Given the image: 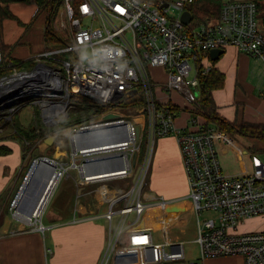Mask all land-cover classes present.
<instances>
[{"label":"built area","instance_id":"obj_1","mask_svg":"<svg viewBox=\"0 0 264 264\" xmlns=\"http://www.w3.org/2000/svg\"><path fill=\"white\" fill-rule=\"evenodd\" d=\"M61 1L65 15V21L59 23L65 29L63 45L56 49L44 48L31 56L29 59L34 64L30 69L13 68L10 74L1 76L0 89L12 77L22 74L26 78L30 73L31 80L35 77L34 80L47 86L44 93L39 92L34 96L39 97L31 98L30 102L38 104L43 120L49 123L56 122L59 114L66 116L67 107L73 106L71 97H89L106 107L100 114L69 128L71 135L82 129L106 130L105 142L82 149L86 152L73 153L72 166L82 171L91 160L105 158L114 162V168L104 173L83 174L84 181L129 176L138 164L137 176L130 187L110 198L104 214L107 239L100 264L110 259L111 264H200L186 259L182 241L165 238L163 242H156L151 234L153 227L167 230L179 225L178 212L168 209L171 201L148 196L145 190L153 143L157 137L168 135L176 138L180 148L187 196L192 200L190 207L197 219L194 240L200 260L241 255L244 264H264V158L251 154L250 171L226 174L217 147L222 132L204 127L194 115L200 106V75L210 70V64H205L203 58L211 49L232 45L264 60V31L259 29L257 19L264 12L262 0L223 1L216 18L199 23L193 21L192 15L188 22L181 18L184 11H189L192 0ZM261 18L264 27V16ZM57 52L70 55L58 58ZM4 62L0 41V68L5 66ZM155 67L162 68L164 81L151 75L149 68ZM53 82L58 88L50 87ZM173 89L190 106L176 104L171 98ZM106 90H111L107 97L103 95ZM137 93L144 110L126 114L118 109L122 101ZM44 96L59 99L53 102ZM56 103L64 106L47 115L43 104ZM181 110L191 113L188 125L178 126L174 122ZM107 113L114 116L105 118ZM3 116L8 119L10 114ZM135 126L139 128L138 133ZM134 154L136 159L132 164ZM59 170L57 179L66 167ZM152 210L159 212L154 214L156 224L139 226L143 216ZM206 210L216 215L200 221L199 215ZM128 214L132 215L131 220ZM31 216L25 219L20 215L19 221L43 232L45 226L40 218ZM254 217L263 219L261 227L240 230L244 220ZM121 238L124 243L120 242Z\"/></svg>","mask_w":264,"mask_h":264},{"label":"crops","instance_id":"obj_2","mask_svg":"<svg viewBox=\"0 0 264 264\" xmlns=\"http://www.w3.org/2000/svg\"><path fill=\"white\" fill-rule=\"evenodd\" d=\"M8 7L14 18L5 19L4 23L6 21L13 22L12 27H16L17 30L15 35H8L11 38L9 40L5 38L2 30L3 43L12 58L29 59L45 48L44 29L47 25V12L43 8H39L37 0H10ZM28 19V26L22 34L16 37L19 33V25ZM32 23L37 24L39 29H32L30 27ZM8 25L11 27L12 24ZM225 52L232 55L233 60L237 61L232 101L230 90H222L226 84L228 85L227 78L232 73L234 66V61L229 66L225 65L224 62H219ZM207 58L210 60V63L207 62L210 64V69L215 68L222 74V85L214 88L211 92L217 118H211L207 124V127L222 132L217 141L222 169L228 175L248 172L251 169L250 158L247 157L248 153L249 156L251 154L257 155V153L264 151V146L251 145L247 151L243 144L235 139L234 135L237 133L247 138L262 140L264 144V135L252 136L244 133L245 130H250L252 127L259 128V130L264 128V83L260 81V69L257 67L260 57L247 54L230 45L223 49L216 60H212L209 54ZM203 61L205 62V57ZM171 98L174 101L172 96ZM190 114L189 111L181 110L175 116L174 122L178 126L188 125ZM196 116L199 117L198 120L201 123H204L203 117ZM61 119H57L56 123L51 125H45L52 126ZM219 124H234L241 126L244 131L241 133L236 127L231 130L221 129ZM69 128L70 126L45 132L33 144L34 147L30 148L26 144H22L21 139L5 138L0 140V148H10L8 153H2L0 150V264H99L101 262L107 239V220L104 214L109 208L110 198L117 191L129 188L137 174L135 176L136 171H134L125 177L84 181L83 174L104 173L113 169L115 164L113 161H106L108 160L106 159L104 164L99 163L93 168L85 169L84 165L82 171L72 166L74 151H72V144L70 143L72 138ZM65 129L69 130V134L64 132ZM58 134L63 135V141L55 140ZM106 140L107 138L104 139L103 135L100 142L103 143ZM43 142L47 144L42 150ZM35 150H37L36 155H34ZM30 154L33 159L36 156L48 157L58 164V168L64 164L68 167L54 182L50 194L42 206L41 212L45 211L44 215H46L44 224L46 232L44 234L33 228H25L22 223L8 218L7 215L6 204L20 172L28 166ZM69 159L71 162L67 163ZM80 160L81 158L78 157L76 162L79 163ZM63 176L70 180L66 195H62L59 203L54 202L55 204L51 209H48L55 188ZM146 176L147 184L145 186L147 187L145 190L148 196L155 195L172 202L188 195V184L181 152L174 136H161L155 139ZM6 188H9V192H6ZM120 205L119 202L118 206ZM176 207L168 206V209L178 212V218L185 211L193 213L190 205L188 208ZM154 214H159L158 210H152L149 214H145L139 226H154L156 224ZM160 214L164 215L163 212ZM128 219H132L131 214H128ZM251 219L256 220L257 224L247 227L241 226ZM262 220L261 217L246 219L239 228L240 230L259 228ZM182 222L184 220L179 218V225ZM199 263L244 264L241 255L211 256L200 260Z\"/></svg>","mask_w":264,"mask_h":264},{"label":"rangeland","instance_id":"obj_3","mask_svg":"<svg viewBox=\"0 0 264 264\" xmlns=\"http://www.w3.org/2000/svg\"><path fill=\"white\" fill-rule=\"evenodd\" d=\"M221 1L223 2L226 0H221ZM261 3H262V5H264V0H262ZM1 6H3L2 3H1ZM54 6H55V8H57L58 13L55 16L54 20L52 21V23L54 24V26L52 24V31L56 32L57 35H55V41H52V42L50 41L48 43L47 42L44 43L45 48H48V49H56V48L62 46L63 42H64L63 33L65 32V29L64 28L61 29L62 27L59 26L60 22L65 21V15L63 13L64 12V3L61 0H54ZM57 16H58V21H56ZM261 16H264V12H260L258 14V17H257L259 29L264 31V27L261 24V20H262ZM209 17H211V16H209ZM54 21L56 22V24L54 23ZM8 24H12L11 27H9ZM13 24L14 23L11 21H6V23L3 24L2 30L4 32V36H5V38H7V40L11 39V38H9L8 35L13 36L16 34L15 31L17 29H16V27L15 28L12 27ZM28 24H29V19L25 23H23L22 25H19V27H18L19 33L16 35V37L19 36V34L23 33V31L26 29ZM16 26H18V24H16ZM30 27H32V29H39L38 25L35 23L30 24ZM57 36L60 37V40H58ZM14 39H16V38H14ZM41 41H42V38H41ZM69 55H70L69 53L57 52L55 56L58 58H66ZM8 58H12L11 55H9ZM233 58L234 57L232 55H229L227 52H225L219 60V62H224L225 65H228V66L232 63V61H234L233 71H232V73H230V75L227 78L228 85L226 84L225 87L222 89L223 91L230 90L231 101H232V94L234 91L233 90L234 89V83H235L234 74L236 71L235 67H236V62H237L236 60H233ZM207 62L210 63V60L207 57H205L204 63L207 64ZM253 64L255 65V62H253ZM257 67L260 69V71H259L260 78H261L260 81L264 83V60H263V58H260L258 60ZM149 71H150L151 75L153 76V78L158 80V81H164L166 79L165 74H164L162 68H160V67L149 68ZM21 76H23V75L21 74ZM256 76H258V75H256ZM20 77H15V76L12 77V78H16L14 80V84L19 82ZM11 79H9V80H11ZM23 84L25 85V81ZM137 95H140V94L137 93ZM171 96L173 97L174 102H177L181 107L189 105V103L185 100V98L177 90L173 89L171 92ZM37 97H39V96L34 97L29 92H24V93L18 94L17 96H13V97H10L8 99H5L4 101L0 102V115L6 114V116H7L8 114H10V117H11V114H14L13 116H17V119L19 122H21L25 126H27V125L32 123V120H33L32 115H33L34 111L35 110L38 111L37 110V108H39L38 104H33L32 102H30L32 100L31 98H37ZM44 97H46L45 100L51 99V100H53V102H57V100L59 99L58 96H54V97L44 96ZM7 101H10V102H7ZM68 107H67V109L70 112L72 108H68ZM117 107L120 111H122L126 114H131V113H135L137 111L144 110V104L141 100H137L136 102H133V103H128V102H125V100H124ZM37 114H38V116L40 115V117H42L41 113H39V111L37 112ZM59 115H60V117H58V119L64 117L63 114H59ZM38 122L39 121H37L36 123H38ZM2 125H3L2 118H0V140L3 139L4 136H10V130L6 127L1 128ZM64 132L65 133L68 132V134H69L68 129H65ZM57 136L58 137H56L55 140H61V141L64 140V138L62 137L63 135L58 134ZM234 136H235L236 140L240 141V143L243 144V146L245 147V149L247 151H248V147L251 145H256V146H260V147L264 146L262 140L247 138L246 136L239 135L237 133ZM144 140H145V138L143 139V141ZM46 144L47 143L44 144V142L42 143V145H41L42 150ZM235 154L236 153L234 152V155ZM257 155L260 158H264V151L257 153ZM247 157L250 158L249 153H248ZM248 158H246V159H248ZM70 159H71V156H70ZM70 159L67 163L71 162ZM32 160H33V158H31V154H30V160H29L28 166L24 167V169L20 172V175H19V177L16 181V184H15V187L11 191L9 201L6 204L7 205L6 206L7 207V215H8V218H10V219H14L17 221H19L21 219V218L19 219L20 213L17 212V209L15 208L13 201H14V198L16 197V195L19 191V188L23 182L25 173H26L29 165L31 164ZM56 161H59V160H56ZM248 161H249V159H248ZM59 165H62V164H59ZM62 167H66V169L68 168L66 164L62 165ZM136 169L137 170L135 172V176L138 173V164H136ZM69 182H70V180L67 179V177H65V176H63L61 178L60 182L57 185V188H55V191L53 193L54 196L48 205L49 206L48 209L49 208L51 209V207L55 203H59V200L62 198L61 197L62 195H66V191L68 189ZM146 182H147V176H146ZM146 187L147 186H145V188ZM6 192H9V188H6ZM191 202H192V200L190 197L183 196L176 201L170 202L168 204V206H171V207L177 206V207L188 208L189 205L191 204ZM44 212L43 213L40 212L39 215L37 216V218L38 219L40 218V221L43 224H45V220H46V218H45L46 215H44ZM215 215H216V213L214 211L206 210V211L201 212V214L199 215V219H200V221H203L204 219L209 218V217H214ZM179 218L184 220V222H182V224H180L179 226H173L167 230H164L162 227H153L151 230V234L153 236V239L156 242H163L165 240V238H168L171 241H182L184 244V252H185L186 259L187 260H197L198 262H200L199 253H198V245L194 240L195 239V227L197 224L196 215L194 213L189 212V211H185L182 214H180ZM19 222L22 223V221H19ZM32 223L34 224V219H33ZM258 223L260 224V221H258ZM256 224H257V221L251 219L250 221L248 220V221L244 222L241 226L247 227V226L256 225ZM261 225H262V223H261ZM31 226H32V224L31 225L29 224V225H26L25 228H27V227L30 228ZM39 232H41V231H39ZM45 232H46V230L41 232V234L42 233L44 234ZM120 242L124 243V240L121 238ZM106 264H111V259L108 260Z\"/></svg>","mask_w":264,"mask_h":264},{"label":"trees","instance_id":"obj_4","mask_svg":"<svg viewBox=\"0 0 264 264\" xmlns=\"http://www.w3.org/2000/svg\"><path fill=\"white\" fill-rule=\"evenodd\" d=\"M9 1L10 0H0V41L2 52L5 55V66L0 68V77L3 75L10 74L13 71V68H15L16 70L30 69L34 64V61L32 59L19 60L16 58H8L9 52L5 47L1 36L4 20L14 18L13 13L8 7ZM37 1L39 4V8H43L47 12V25L44 29V40L47 43L50 41H55V35L57 34L56 32L52 31V21L54 20L58 12L57 8H55L54 6V0ZM1 3L3 6H1ZM221 3V0H192V3L188 6V9L191 12L193 21L195 23H199L207 19L216 18L221 7ZM221 85L222 74L215 68H211L208 73L200 75V83L198 90L200 96V106L197 110H194V112L196 113V115H199L204 118V127H207V124L209 123V120L211 118H217L215 114L211 92L214 88L220 87ZM137 100L142 101L141 96L133 94L128 97L125 102L133 103ZM70 101L73 106L71 107L72 109L69 112V116L66 118H62L57 124H54L52 126H47L42 122L40 115L38 116L37 114L38 111L40 113L39 108H37L38 111H34L32 115V123L27 126L19 122L17 116H13L14 114H11V117L9 119H6L3 115H0V118H2L3 122L1 128L6 127L10 130V136H4L3 139H21L22 144H26L28 148L34 147L33 144L45 132L54 129L66 128L87 118H91L97 114H100L106 109L105 106L100 105L96 100L91 99L89 97H71ZM37 121L39 122L36 123ZM219 126L221 129L226 128L227 130H231L236 127L238 128V131H244L241 126H237L234 124H219ZM244 133L252 136H261L264 135V128L259 130V128L252 127L250 128V130H245ZM144 144L145 140L143 141L142 146H144ZM0 150L2 151V153H8L10 151V148H0Z\"/></svg>","mask_w":264,"mask_h":264},{"label":"water","instance_id":"obj_5","mask_svg":"<svg viewBox=\"0 0 264 264\" xmlns=\"http://www.w3.org/2000/svg\"><path fill=\"white\" fill-rule=\"evenodd\" d=\"M184 22H188L191 18V13L189 11H184L181 16ZM223 52V49L214 48L209 51V56L212 60H216L219 55ZM32 75L29 73L26 75V80L31 79ZM24 82H20L14 87L8 86L0 89V102L4 101L13 96H17L18 94L29 92L31 95L35 96L38 93H31L30 90L22 89V85ZM33 86V84H30ZM29 85V86H30ZM30 86V87H31ZM39 95V94H38ZM10 102V101H7ZM68 116V113L66 114ZM114 114H106L105 118H111ZM43 120V118H42ZM43 122L47 125H51L54 122ZM138 126H135V132L138 133ZM105 129H82L74 132L71 135L72 141V151H81L85 150L89 147H95L100 145L102 141V136L105 134ZM51 139V138H50ZM81 152H86V151ZM37 154V150L34 151V155ZM136 154L132 156V163H135ZM105 158L91 160L87 164H85V169L93 168L97 164H104ZM60 170L58 168V164L54 163L48 157L44 156H36L30 166L28 167L23 182L19 188V191L14 198L13 204L17 209V212L27 216H31L33 211L38 209H42L55 180L59 174Z\"/></svg>","mask_w":264,"mask_h":264},{"label":"bare ground","instance_id":"obj_6","mask_svg":"<svg viewBox=\"0 0 264 264\" xmlns=\"http://www.w3.org/2000/svg\"><path fill=\"white\" fill-rule=\"evenodd\" d=\"M20 76L17 75L15 77H20ZM34 78L32 80L30 79L27 82V80L25 79V75H23V76L20 77L19 82L18 83H15V84H14V80L16 78H12L4 87H8V86L14 87L15 85L19 84L20 82H24L25 81V85H24V87L22 89L30 90L31 93H38V92L44 93V90L46 89L47 86L44 83L37 82V80L36 79L34 80ZM30 82H32L35 85V87H30L29 84H28ZM50 87L58 88V86H56V82H53V84H51ZM43 106L45 107V113L47 115H50V114H54V112H55L56 109H61V107H63L64 104L63 103H56V104H52V105L43 104ZM40 211H41L40 209H38L37 212L36 211H33L31 217L37 216ZM33 214H35V215L33 216ZM21 216L24 217L25 219H29V216H27V215L21 214Z\"/></svg>","mask_w":264,"mask_h":264},{"label":"clouds","instance_id":"obj_7","mask_svg":"<svg viewBox=\"0 0 264 264\" xmlns=\"http://www.w3.org/2000/svg\"><path fill=\"white\" fill-rule=\"evenodd\" d=\"M110 91H111V90H106V91L103 93V95H104L105 97L109 96V95H110Z\"/></svg>","mask_w":264,"mask_h":264}]
</instances>
